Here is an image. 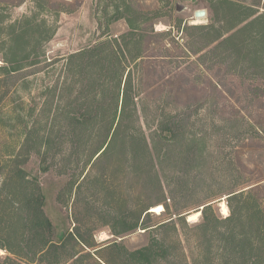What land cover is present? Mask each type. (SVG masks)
Listing matches in <instances>:
<instances>
[{
	"label": "trees",
	"instance_id": "16d2710c",
	"mask_svg": "<svg viewBox=\"0 0 264 264\" xmlns=\"http://www.w3.org/2000/svg\"><path fill=\"white\" fill-rule=\"evenodd\" d=\"M216 4L209 3V8L212 13L222 12V16L213 17L207 24L184 26L187 36L184 49L198 55L195 62L189 60L188 54L172 56L162 51L153 55L143 51L153 42L162 45L155 36L171 34L170 30L154 31L152 21L158 18L156 11L149 16L147 31L152 34L130 32L128 36L136 51L131 57L137 71L141 77L146 75L152 80L151 85L158 87L155 91L163 94L168 103L172 101L177 105L183 103L184 98L189 100L193 94L197 95V83L202 77L218 88L221 100L215 103L222 106V114H227L220 118L222 125L216 129L222 132L215 140L219 155L208 171L192 170L195 154L192 150L200 140L187 136L190 132H185V114L162 110L156 113L150 136L155 145L149 143L139 125V91L133 88L130 73L122 86L120 66L127 61L129 45L125 37L123 44L117 40L104 41L69 56L77 88L62 109V124L44 144L48 149L52 146L53 151L40 156V143L31 139V130L23 144L25 152L31 154L27 153L22 163L35 156L48 169L56 165L58 177L78 170L81 173L86 167L111 171L115 164H122L120 159L130 164L131 182L140 186L137 187L140 195L150 198L132 207H128V201H123L109 211L116 212L113 218L118 228L112 229L114 234L138 228L150 233L147 246L125 252L134 264H146L151 259L161 264H182L173 251L175 243L181 245V240L176 238L171 247L163 232L171 228L178 237L173 217L187 225L183 213L192 205L203 206L202 221L196 229L199 230L198 243L204 247L192 264H264V169L259 162L251 164V158L244 156L245 152H252L250 156L254 159V153L264 151V11L249 8V12L244 13L243 9L248 7L238 6L232 0H220ZM236 9L243 17L235 14ZM126 12V15L139 17L130 10ZM237 17L236 22L229 23ZM166 43L164 41L162 46L169 50ZM172 57L176 58L172 60ZM211 71H215L212 76ZM230 129L235 131L234 136H230ZM65 145L69 148L66 156L62 153ZM186 162L191 169L168 170L172 164ZM19 171L24 173L23 169ZM223 175L230 176L228 188L214 185L227 181ZM66 180V185L72 187L78 175ZM38 182L30 193L23 194L26 234L22 237L25 250L22 258L36 264H65L72 258L73 264H83V254L73 252L66 258L67 240L94 246L92 240L90 242L91 228L75 227L73 232L67 233V240H57L55 225L44 210V194ZM106 192L111 193L110 187ZM222 193L227 194L229 214L225 218H210L209 212L214 209L211 201ZM157 204L163 205L167 218L150 224L148 208ZM65 209L59 208L62 213ZM215 236L220 239L216 250ZM213 250L217 255L212 254Z\"/></svg>",
	"mask_w": 264,
	"mask_h": 264
},
{
	"label": "rangeland",
	"instance_id": "374dc122",
	"mask_svg": "<svg viewBox=\"0 0 264 264\" xmlns=\"http://www.w3.org/2000/svg\"><path fill=\"white\" fill-rule=\"evenodd\" d=\"M232 1L238 6H247L248 8L243 9L244 13L250 9L264 11V0ZM219 2L220 0H0V264H36L28 263L22 258L25 252L22 237L26 234L22 206L26 203L24 192L30 193L38 181L44 194V210L55 225L57 240L65 239L67 233L73 232L75 227L91 228L90 242L92 240L94 246H83L65 239L68 243L66 258L76 252L80 256L85 255L83 264H106L107 261L112 264H134L128 260L125 252L147 246L150 233L138 228L133 232L114 234L112 229L118 228L113 218L116 212L109 211L115 210L123 201H128V207H132L136 202H147L150 198L140 195V188H137L140 186L131 182L130 164L120 159L119 163L122 164H115L111 171L86 167L81 173L78 170L58 177L56 165L48 169L35 156L22 163L26 154H31L25 152L23 144L31 130V139L38 141L36 144L40 143V156L53 151L52 146L48 149L44 144L53 137L58 125L62 124V109L74 96L77 88L74 72L69 66V56L104 41L117 40L119 44H123L125 37L129 45L127 61L120 66L122 86L130 73L133 88L139 91V125L149 143L155 145L150 136L155 127L153 122L156 113L162 110L182 116L185 114V132H190L187 136L200 140L194 146L195 150H192L195 153L192 155L193 168L186 162L184 165L172 164L168 170L187 167L198 172L208 171L219 155L215 140L222 132L216 129L222 125L220 118L227 114H222V106L218 107L215 103L216 100H221L218 88L202 77L197 83V95L193 94L189 100L184 98V102L177 105L172 101L168 103L163 94L159 95L155 91L158 87L151 85L152 80L146 75L141 77L137 71L131 57L136 51L128 36L130 32L152 34L147 31L150 26L149 16L156 11L158 18L152 21L154 31L170 30L171 34L155 37L162 45L167 41L169 50H164L161 43L153 42L143 51L147 50L146 53L153 55L162 51L172 56L178 53L188 54L189 60L195 62L198 55L189 54L184 49L187 40L184 26L207 24L213 17L222 16V12L212 13L209 8V3L218 5ZM198 9H205L206 15L195 17L194 11ZM126 10L139 17H134L131 13L126 15ZM235 14L243 17L238 9ZM239 17L229 20V23L236 22ZM144 45L145 42L142 43L143 48ZM174 58L176 57L171 59ZM223 68L222 65V70ZM212 72L215 74V71H211V76ZM218 73L221 77L220 72ZM229 132L230 136H234L235 131L230 129ZM232 142L235 143L234 140ZM236 143L240 144V141ZM68 151L69 148L65 145L62 153L66 156ZM251 153L245 152V158H251V164L259 162L264 169V151L254 153V159L250 156ZM71 167L77 168L74 165ZM19 169H23L24 173ZM76 175L77 182L72 187L66 185V179L69 181ZM223 176L227 181L222 185L215 182L214 185L228 188L230 176ZM109 187L111 193L107 194L106 189ZM226 196V193H222L211 201L214 209L209 212L210 218H225L229 214ZM222 203H225L228 214L222 213ZM61 206L66 208L65 213L59 210ZM153 206L148 208L151 214L150 224L167 218L163 214L164 209L156 213L151 210ZM200 207L192 205L184 211L187 225L176 216L173 217L178 237L171 228L163 232L171 247L176 238L181 240V245L175 243L173 251L182 264L194 263L199 252L204 249L197 240L199 230L196 225L202 221ZM195 212H199V215L190 219V215ZM214 238L216 250L220 239L217 236ZM212 254L217 255L214 250ZM36 257L38 259L39 256ZM73 260L69 258L65 264H73ZM146 264L161 263L151 259Z\"/></svg>",
	"mask_w": 264,
	"mask_h": 264
},
{
	"label": "bare ground",
	"instance_id": "6f19581e",
	"mask_svg": "<svg viewBox=\"0 0 264 264\" xmlns=\"http://www.w3.org/2000/svg\"><path fill=\"white\" fill-rule=\"evenodd\" d=\"M162 209H163V207H162L161 204H157V205L151 207V210L153 212H156V213H159ZM221 210H222L223 214H228V210H227V207H226L225 203L221 204ZM197 215H199V212L193 213L192 215H190V219L195 218Z\"/></svg>",
	"mask_w": 264,
	"mask_h": 264
},
{
	"label": "water",
	"instance_id": "95a60500",
	"mask_svg": "<svg viewBox=\"0 0 264 264\" xmlns=\"http://www.w3.org/2000/svg\"><path fill=\"white\" fill-rule=\"evenodd\" d=\"M205 15H206V10L205 9H198V10L194 11V16L195 17H203ZM202 208H203V206H201L199 209H202Z\"/></svg>",
	"mask_w": 264,
	"mask_h": 264
}]
</instances>
